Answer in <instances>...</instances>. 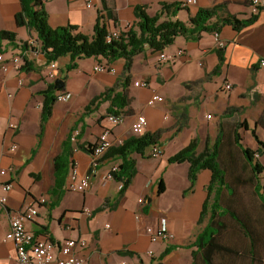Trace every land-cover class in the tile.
<instances>
[{
	"label": "crops",
	"instance_id": "obj_1",
	"mask_svg": "<svg viewBox=\"0 0 264 264\" xmlns=\"http://www.w3.org/2000/svg\"><path fill=\"white\" fill-rule=\"evenodd\" d=\"M163 1L178 2L183 7L180 3L185 0H107L114 11L107 14L106 26L119 28L128 22L134 28L138 21L136 6H146L147 13L153 16L161 11ZM220 3L225 5L221 15L231 13L245 19L258 14V18L241 30L231 25L223 27L220 34L225 42V61L219 74H213L219 63L218 46L213 33L208 32L198 40L177 36L164 49L172 59L163 62L158 52L147 48L134 57L130 71L124 69V58L109 61L101 55L78 59V66L68 71L70 57L63 56L56 60L58 77L64 79V91L71 97L56 101L43 123V91L53 82L46 76L49 65L45 56L31 50L27 56L32 69H0V180L13 183L6 203L0 204V264L16 263L15 243L5 240L12 212L42 197L45 202H37L39 214L31 225L32 231L54 241L84 239L86 246L78 253L89 264H191L195 248L191 244L205 226V218H200L212 174L209 169L200 170L191 187L190 163H171L169 158L194 138L199 139L197 152L203 151L202 145L210 146L213 131L215 140L222 121L235 123V127L246 121L248 129L243 125L239 131L255 128L264 141L258 131H264V125L257 124L264 111V66L260 64L264 58V0L258 5L252 0H196L180 9L174 18L187 22L199 8ZM44 6L51 27L72 24L77 26V32L88 36L93 35L103 13L102 0H47ZM21 8L20 0H0V30L15 32L19 44L36 37L35 32L16 23L15 15ZM179 48L184 49L182 55H176ZM20 50L9 46L4 54L10 57ZM101 61L110 63L118 72L95 71ZM140 80H147L149 85H135ZM226 83L232 85L230 90L225 88ZM111 88L114 93L124 90L130 99L122 109V121L112 126V146L132 135L160 131L156 143L160 155H151L153 146L144 154L132 155L137 173L123 194V183L107 177L110 168L120 166L122 160L107 152L87 191L70 192L65 183L55 188V160L68 137L71 156L78 160L80 170L90 171L91 153L80 145L97 143L107 123L110 100L100 101L91 109L86 106ZM153 91L164 101L149 106L147 100ZM248 110L254 111L256 118L249 119ZM138 115H144L147 121L140 132L134 129ZM10 123H17L18 128H10ZM13 144L17 145L15 150H11ZM257 147L256 142L253 149ZM259 161L264 166V152ZM161 180L165 190L159 193ZM172 182L176 184L177 201L166 199ZM140 198L145 202L141 203ZM162 221L172 237L153 242L146 228L157 227Z\"/></svg>",
	"mask_w": 264,
	"mask_h": 264
},
{
	"label": "trees",
	"instance_id": "obj_2",
	"mask_svg": "<svg viewBox=\"0 0 264 264\" xmlns=\"http://www.w3.org/2000/svg\"><path fill=\"white\" fill-rule=\"evenodd\" d=\"M103 1V13L100 15L92 36L77 32V26L68 24L59 27H51L48 22V13L45 9V0H20L21 10L15 15L16 23L19 26H26L32 33L35 32L39 46H28L27 41L22 44L17 43V35L10 30H0V52H7L9 46L13 48L20 47L21 50L27 51L38 49L46 58L47 63L58 60L60 57L69 56L70 63L67 70L74 69L78 66L77 60L93 56H103L109 61H115L120 58L125 59V71H130L133 59L139 53H142L147 48H151L155 52L164 51L165 48L174 43L177 36L198 40L203 32L214 33L221 32L223 27L231 25L235 30L254 23L258 14H252L248 18L240 19L235 14L226 13L224 11V3L217 4L213 7H201L195 15L190 16L187 22L178 18H174L177 12L183 7L179 6L178 2L168 3L162 2L160 12L150 16L147 13L146 6L138 5L135 8V13L138 18L135 27H131L128 32L124 33L118 39H113L108 42L106 34L108 28L106 26L107 14L111 15L114 11L107 0ZM182 5V2L180 3ZM25 57L24 65L21 69H32V62L28 56ZM219 63L213 70V74L221 72L222 65L225 61V46L217 48ZM253 68H257L253 65ZM127 78V77H126ZM127 84L124 81L123 86ZM64 90L55 89L54 82L49 84L48 88L43 91L44 102L42 106V121L43 123L50 116L53 106L56 103L55 93ZM113 93V94H112ZM110 100L108 107L109 114H119L123 107L129 104V97L123 91L115 92L114 88L107 90L105 93L93 98L86 106V109H91V106L98 104L100 101ZM264 125V111L259 117L257 124ZM227 122H220L218 126L217 136L211 146H205L204 150L197 152L199 139L194 138L186 147L180 150L175 155L169 158L171 163H180L188 161L189 179L191 187L193 186L197 174L202 169H209L212 177L208 185V196L204 202L201 213V220L208 215V221L197 235L194 242L191 244L195 247L192 250L191 264H216L215 257L224 256L227 254H236L249 257V264H255L257 259V250L264 248V226L259 220L258 214H254V207L251 210L241 212L238 210L239 202H234L233 196L236 189L230 182L226 180L228 173V157L235 156L236 152H232V146L240 149L242 156L250 167L251 176L243 182H248L247 186L250 193H255L262 208L264 209V166L260 163L259 158L255 157L258 153L261 155L264 152V141H262L255 128H252V134L258 144L256 149L244 146L242 144V134L239 127L248 126L246 121L239 123L235 127V123L231 122V127L227 128ZM43 126V125H42ZM231 132V134H230ZM160 131L155 133H144L141 135H132L122 144L111 146L107 154H113L122 160L113 177L122 182L120 194H123L137 173L136 161L133 158L134 153L144 154L145 150L159 143ZM70 137L63 143L62 152L55 160V188L59 189L66 182L69 168L71 165L72 146L70 145ZM96 144H88L87 146L80 145L83 149L90 153ZM225 161V163H224ZM226 164V165H225ZM246 167V166H245ZM233 188V193L228 191ZM165 190L164 181L159 182L158 191L162 193ZM227 192L231 201L225 200L224 193ZM257 201L256 198H253ZM238 205V208L236 206ZM256 205V204H255ZM242 206V205H241ZM258 206V205H257ZM258 206V210H259ZM101 209V208H100ZM229 216L233 223H236L239 228L232 229L229 224L220 217ZM231 230V239L229 242L220 239L219 235L224 230ZM238 229V230H237ZM240 231V232H239ZM242 238L239 242L235 238ZM242 248L240 252L238 246ZM123 253L124 251H120Z\"/></svg>",
	"mask_w": 264,
	"mask_h": 264
},
{
	"label": "built area",
	"instance_id": "obj_3",
	"mask_svg": "<svg viewBox=\"0 0 264 264\" xmlns=\"http://www.w3.org/2000/svg\"><path fill=\"white\" fill-rule=\"evenodd\" d=\"M47 1V0H45ZM196 3V0H185L182 2L183 7H187ZM254 5H258L260 0H252ZM131 28L130 23H125L122 27L108 29L106 34V40L108 42L113 39H118L124 33L128 32ZM218 47L225 46L224 40L221 38L220 32L213 33ZM28 46H39V42L36 37H30L27 41ZM31 50H38V49ZM30 50V51H31ZM39 51V50H38ZM27 51L20 50L17 53H13L10 57H6L4 52H0V69L3 71H9L10 68H15L20 70L25 62V55ZM184 49L179 48L176 51V55H182ZM158 59L160 62L172 59L165 51L158 52ZM261 66H264V58L260 60ZM49 70L46 76L50 78L53 82L58 78V65L57 61H51L48 63ZM95 71L99 72H112L117 73L118 70L108 62H98L95 67ZM135 85L147 87L149 84L147 80L135 81ZM232 85L230 83L225 84V88L230 90ZM57 101H68L71 97V93L68 91H57L55 93ZM164 98L156 93L152 92L151 97L147 100V105L153 106L159 102H163ZM212 115L208 114L207 117L210 118ZM105 119L107 123L102 128L99 135L98 141L91 152V167L90 171L83 173L80 170L79 162L75 157H71V165L69 168L68 178L65 182L64 187L70 192H85L92 184V175L98 169L105 153L112 146V139L110 137L112 126L119 124L123 117L122 114H107ZM146 117L144 115H138L136 122L134 124V129L136 132L142 131L146 125ZM10 128L17 129V123H10ZM75 139V136L71 138ZM17 148L16 144H13L11 150ZM153 157L160 155V147L158 145H153L152 153ZM256 158H259L258 153L255 154ZM118 169V165H113L109 172L107 173L108 178H114L113 173ZM13 188V183L10 181L0 180V204H5L8 199V193ZM141 203L145 202V198H140ZM37 202H45V198H40L38 201L29 202L22 210L14 211L10 218V228L5 235V240H10L15 243L16 246V263L15 264H89L86 257L78 253V249L84 248L86 246V241L84 239H73L66 238L62 241H54L47 236H36L31 229V225L36 220L39 210ZM147 232L151 236V240L156 242L158 240H169L172 235L169 232V228L165 221L157 227L148 226L146 228ZM58 252L60 254H58ZM152 254V251H149ZM170 264H175L174 262Z\"/></svg>",
	"mask_w": 264,
	"mask_h": 264
},
{
	"label": "rangeland",
	"instance_id": "obj_4",
	"mask_svg": "<svg viewBox=\"0 0 264 264\" xmlns=\"http://www.w3.org/2000/svg\"><path fill=\"white\" fill-rule=\"evenodd\" d=\"M247 113H248L249 119L253 120V118L255 117L254 115H256V113L254 111L251 112V110H248ZM208 119H211V118H208ZM229 124L231 125V123H228L227 128L231 127ZM258 131L262 136H264V131L262 129H260ZM230 134H231V132H230ZM241 134H242V144L244 146L254 148L256 145V140L252 134V131L248 130L245 132L244 130L242 131V129H241ZM214 135H215V132L213 131L212 137H211V139H209L210 146L214 141ZM204 147L205 146L202 145L201 148L204 149ZM231 148H232V152L233 153L236 152V154H235V156L228 157V162H226V164L228 166V173H227L226 180L228 182H230L232 184V186L236 189L235 195L233 196L234 202L237 199V202H239V205L240 204L242 205V206L240 205L239 208L237 205L236 208H238L239 211L244 212L245 210L253 211L251 207H254V212H255L254 214L257 215V213H259L258 214L259 220L262 222V225L264 226V209L262 208L261 204L259 203V200L256 197L255 193H250V187H249V189L247 188V186L250 185V183L243 182L244 179L247 180L251 176L250 167L245 162L240 149L237 148L236 146H232ZM224 163H225V161H224ZM228 191H230V193H233V188L228 187ZM223 197H225L226 202L231 201V200H228L230 198L227 195L226 191H225ZM253 198H256L257 201H254ZM166 199L167 200L170 199L172 201L178 200V197L176 194V184H174L173 182L170 184V191H169ZM257 205L260 207L259 210H258ZM222 218L227 222V224H229L231 226L232 229H235V226H236V228H239L236 223H233V221L231 220V218L228 215L220 217L219 219H222ZM207 221H208V215H206L202 226L205 225L207 223ZM219 237L221 240L229 242V240L231 239V230L230 229L224 230L219 235ZM235 240L238 241L240 244V242L242 241V238L239 237V235H238V237L235 238ZM238 250L240 252L242 251V248L240 247V245L238 246ZM214 261L216 262V264H249V257L247 255L244 257L242 255L227 254L226 257H224V256L215 257ZM255 264H264V248L263 247H261L259 250H257V259L255 261Z\"/></svg>",
	"mask_w": 264,
	"mask_h": 264
},
{
	"label": "water",
	"instance_id": "obj_5",
	"mask_svg": "<svg viewBox=\"0 0 264 264\" xmlns=\"http://www.w3.org/2000/svg\"><path fill=\"white\" fill-rule=\"evenodd\" d=\"M55 89H61L64 87V79L58 77L54 80Z\"/></svg>",
	"mask_w": 264,
	"mask_h": 264
}]
</instances>
